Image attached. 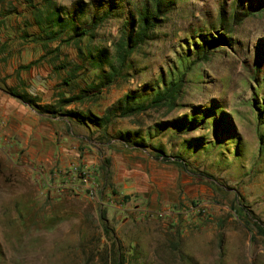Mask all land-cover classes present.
<instances>
[{
    "label": "rangeland",
    "instance_id": "obj_1",
    "mask_svg": "<svg viewBox=\"0 0 264 264\" xmlns=\"http://www.w3.org/2000/svg\"><path fill=\"white\" fill-rule=\"evenodd\" d=\"M32 1L0 6V95L15 98L8 93L15 83L18 91L38 92L45 105L99 83L102 69L82 64L74 43L27 45L44 37L34 15L45 0ZM79 1L53 0L68 11ZM98 1H114L115 16L83 49L115 55L122 27L149 0ZM176 3L162 7L153 40L131 57L129 76L69 107L103 115L127 94L148 90L153 97L185 75L173 109L116 119L105 134L43 118L17 98L26 112L15 123L0 106L4 264H87L111 243L105 224L131 264H264V0ZM209 39L227 43L207 54ZM36 78L55 83L54 92L28 86ZM67 78L73 86H62ZM129 132V143L147 150L117 139ZM158 150L183 157L188 167L157 158Z\"/></svg>",
    "mask_w": 264,
    "mask_h": 264
},
{
    "label": "trees",
    "instance_id": "obj_2",
    "mask_svg": "<svg viewBox=\"0 0 264 264\" xmlns=\"http://www.w3.org/2000/svg\"><path fill=\"white\" fill-rule=\"evenodd\" d=\"M7 1L11 0H0V6L3 7ZM29 2L31 5L34 3L32 0H29ZM44 2L46 4L45 8L36 14L34 13L38 25L37 32L40 35L43 34L44 37L40 38L41 40L35 38L33 42L42 45L44 50H48L52 42L56 41H59V44L71 45L74 43L79 55H82V64H86L89 61L93 67L102 69V73L98 76L100 82L89 86L88 89H82L78 94H69L68 97L61 95L58 101L53 104L43 105L39 97L10 88L8 89V93L11 96L35 109L40 115L51 119L65 120L71 125L77 124L88 129L96 128L97 130L104 131L105 134L116 119L133 118L151 108L169 107L173 109L176 107L182 94V87L185 84V75H182L179 81L171 80L169 83H164V89L157 91L153 97H150L148 90L135 94H127L108 107L103 115H98L92 110L69 109L73 104H84L87 98L100 94L103 89L114 84L117 79L129 76L130 69L133 70L135 68L131 60L132 55L142 46L153 40L154 31L158 27V16L162 12V7L167 4L169 7H173L177 4L176 0H149V2H145L140 8L137 6L136 16L129 19L121 29V37L118 43L115 44V55H111L109 49H100L95 53L87 45L85 53L82 44L84 40L95 37L94 32L102 26L105 20L114 18L115 8L117 7L114 1L107 4L101 3L98 0H92L87 3L81 0L75 5L74 11L57 7L53 0H45ZM42 16H46L45 22L39 19ZM2 21L5 22L4 19ZM70 32L71 34L68 36L67 34ZM66 35L67 37L65 38ZM25 36L31 37L32 35L28 32L25 33ZM204 43L203 49L208 54L209 50L215 49L220 43H227V41L209 39L204 40ZM51 53L49 52V54ZM207 54L205 56H208ZM105 67L107 70H105ZM81 68H83L82 65H78L76 70H80ZM71 82L72 80L67 78L63 81L62 86H73ZM130 134L132 132L128 134L120 133L117 139L123 142L125 147H142V149L147 150V145L144 146L136 141L133 144L129 143L126 137ZM157 152L160 155L157 154L156 157L165 162H171L185 169L188 167V163L183 157L168 156L163 150H158ZM101 219L105 221L104 212L101 213ZM259 231L264 234L263 227H259ZM104 232L106 235H112L110 238L111 243L93 251V258L88 259L87 264H131V255L125 250L123 243L113 236L114 230L105 224ZM96 256L100 257L99 261H96ZM0 264H4V255L1 250Z\"/></svg>",
    "mask_w": 264,
    "mask_h": 264
},
{
    "label": "crops",
    "instance_id": "obj_3",
    "mask_svg": "<svg viewBox=\"0 0 264 264\" xmlns=\"http://www.w3.org/2000/svg\"><path fill=\"white\" fill-rule=\"evenodd\" d=\"M2 20H3V18H2ZM31 44L34 45V42H29V44H27V45H31ZM27 45H25V46L27 47ZM27 84H28V86L29 85L30 86L31 85L35 86L36 87V91H38L41 87H43L45 89V85L47 86L48 91L54 92V88H55V83H51V82L46 83V81L43 80L42 78H36L35 80H30V82H28ZM11 86H10L11 89H14V90L18 91V89H15V87H14V86H16L15 83H13ZM18 92H21V91H18ZM26 92L29 93L30 95L34 96V97L40 95L38 92H32L29 88H27ZM5 98L6 97L0 95V104H1L0 106L3 108V112L4 113L7 112V114L15 117V119H14L15 123H20L22 121V119H23L21 114L23 115L24 112H26V109H24V107L19 108V105L14 100L12 101V99H16V98H12L11 97L12 99H10V100L5 99ZM42 104L44 105V103H42ZM23 105L26 106V104H24V103H23ZM33 111L36 112L38 115H40L35 109ZM40 116L43 117V118L45 117L43 115H40ZM32 118H33L32 121L37 120L35 117H32ZM45 118H48V117H45ZM48 119H51V118H48ZM68 124L71 126L70 123H68ZM16 125L17 124H15V126ZM24 127H27V126H24Z\"/></svg>",
    "mask_w": 264,
    "mask_h": 264
},
{
    "label": "built area",
    "instance_id": "obj_4",
    "mask_svg": "<svg viewBox=\"0 0 264 264\" xmlns=\"http://www.w3.org/2000/svg\"><path fill=\"white\" fill-rule=\"evenodd\" d=\"M76 170V169H75ZM83 179H86V178H89V175H84L83 177H81ZM91 195L92 196H97V192L95 189L91 188V191H90Z\"/></svg>",
    "mask_w": 264,
    "mask_h": 264
}]
</instances>
